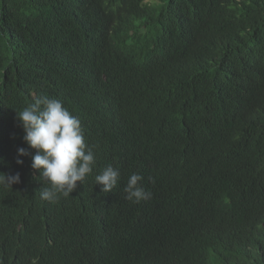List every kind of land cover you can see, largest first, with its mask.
Segmentation results:
<instances>
[{"label":"trees","instance_id":"1","mask_svg":"<svg viewBox=\"0 0 264 264\" xmlns=\"http://www.w3.org/2000/svg\"><path fill=\"white\" fill-rule=\"evenodd\" d=\"M37 96L95 154L54 201L31 156L16 163V110ZM17 172L0 184L2 264H264V0H0V175Z\"/></svg>","mask_w":264,"mask_h":264},{"label":"clouds","instance_id":"2","mask_svg":"<svg viewBox=\"0 0 264 264\" xmlns=\"http://www.w3.org/2000/svg\"><path fill=\"white\" fill-rule=\"evenodd\" d=\"M16 119L23 128V140L29 146L17 149L16 163L23 164L20 157L31 156V168L39 172L41 181L49 184L41 191L42 199L54 201L59 194L69 196L77 187V182L82 183L95 165L94 151L85 143L79 118L70 113L61 100L37 96L22 110H16ZM29 148L35 149V154ZM119 176V170L108 165L95 176V182L101 185L102 192L108 193L120 185ZM142 180L143 176L139 173L130 175L124 185L126 199L139 203L150 198L151 193L139 183ZM19 182V172L0 175V184L5 186L11 187ZM96 214L97 206L92 216Z\"/></svg>","mask_w":264,"mask_h":264}]
</instances>
